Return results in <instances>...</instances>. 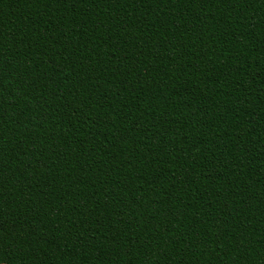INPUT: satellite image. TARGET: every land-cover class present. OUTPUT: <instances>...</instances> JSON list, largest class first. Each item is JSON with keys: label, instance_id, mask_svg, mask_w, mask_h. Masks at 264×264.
<instances>
[{"label": "trees", "instance_id": "trees-1", "mask_svg": "<svg viewBox=\"0 0 264 264\" xmlns=\"http://www.w3.org/2000/svg\"><path fill=\"white\" fill-rule=\"evenodd\" d=\"M0 264H264V0H0Z\"/></svg>", "mask_w": 264, "mask_h": 264}]
</instances>
